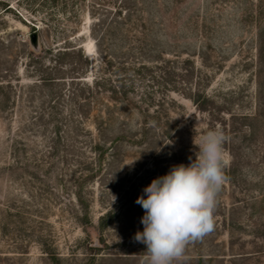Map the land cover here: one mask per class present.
Listing matches in <instances>:
<instances>
[{
    "label": "rangeland",
    "instance_id": "1",
    "mask_svg": "<svg viewBox=\"0 0 264 264\" xmlns=\"http://www.w3.org/2000/svg\"><path fill=\"white\" fill-rule=\"evenodd\" d=\"M216 128L227 181L183 264H264V0H0V264H140L136 200Z\"/></svg>",
    "mask_w": 264,
    "mask_h": 264
},
{
    "label": "clouds",
    "instance_id": "2",
    "mask_svg": "<svg viewBox=\"0 0 264 264\" xmlns=\"http://www.w3.org/2000/svg\"><path fill=\"white\" fill-rule=\"evenodd\" d=\"M227 140L220 128L206 131L194 141L195 160L173 166L144 189L147 198L136 200L145 210L143 232L134 237L146 245L140 264H183L188 246L214 231V211L227 181Z\"/></svg>",
    "mask_w": 264,
    "mask_h": 264
},
{
    "label": "trees",
    "instance_id": "3",
    "mask_svg": "<svg viewBox=\"0 0 264 264\" xmlns=\"http://www.w3.org/2000/svg\"><path fill=\"white\" fill-rule=\"evenodd\" d=\"M87 63H89L88 60H86ZM85 78V76L83 77ZM82 78V80L80 81H84V79ZM41 80H43L44 82H55L56 79L50 78V77H45V78H41ZM70 81H75L74 79H71ZM79 89L77 90V92L79 93L77 98H78V104L80 105H84L87 106L89 105L90 100L93 98L94 94L97 93V90H100L101 88L98 86V80H96V77L93 78V81L91 83H87V82H81L79 84ZM9 102V97L5 98L4 103ZM72 117V122L74 125V129L78 130V132H83V131H88V133H90V148L94 149L97 153L96 156L98 159H102L104 156H106V152H107V145L113 143V139H105L102 138V136H100L101 133V128H99V124L102 123H109L108 119L107 121H105V117L103 116H99L100 118V123L96 124V129L98 130L99 136H97L96 138L92 137L91 132L88 130L87 126H85V121L86 119H89V116H85V112H80L78 115L75 116H71ZM76 122V123H75ZM78 126V128H76ZM74 132V131H72ZM54 136H57V132H54ZM165 136V135H164Z\"/></svg>",
    "mask_w": 264,
    "mask_h": 264
},
{
    "label": "water",
    "instance_id": "4",
    "mask_svg": "<svg viewBox=\"0 0 264 264\" xmlns=\"http://www.w3.org/2000/svg\"><path fill=\"white\" fill-rule=\"evenodd\" d=\"M30 42L33 46H37V34L36 32H33L31 35H30Z\"/></svg>",
    "mask_w": 264,
    "mask_h": 264
}]
</instances>
